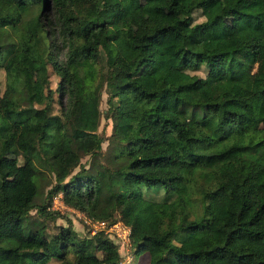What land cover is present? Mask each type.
I'll list each match as a JSON object with an SVG mask.
<instances>
[{
  "label": "trees",
  "instance_id": "1",
  "mask_svg": "<svg viewBox=\"0 0 264 264\" xmlns=\"http://www.w3.org/2000/svg\"><path fill=\"white\" fill-rule=\"evenodd\" d=\"M155 1L170 17H140L128 35L114 20L139 0H0V159L19 155L28 170L12 199L0 191V264H120L103 231L80 242L68 226L47 235L30 219L33 208L55 218L57 194L92 220L117 213L137 254L162 248L149 264H264V0ZM228 14L243 18L230 45ZM19 52L33 74L12 62ZM102 86L116 141L106 163L102 139L83 135L73 111ZM9 124L19 127L11 142ZM83 155L89 165L69 177ZM198 165L222 167L234 204Z\"/></svg>",
  "mask_w": 264,
  "mask_h": 264
},
{
  "label": "rangeland",
  "instance_id": "2",
  "mask_svg": "<svg viewBox=\"0 0 264 264\" xmlns=\"http://www.w3.org/2000/svg\"><path fill=\"white\" fill-rule=\"evenodd\" d=\"M13 1V0H11ZM229 2L231 0H224ZM140 17H149L157 19L169 18L170 15L161 8L155 0H139L138 6L135 11L126 15H119L114 20V25L124 31L128 35H132L137 20ZM197 20H201L197 16ZM225 23L227 27V34L222 39L223 44H234L237 41V33L240 31L243 18L236 14H228L225 17ZM12 62L15 65L25 69L28 74H33L31 70V61L26 54L19 52L12 58ZM204 69H201L198 73L203 74ZM48 74L50 78L51 87L54 89L59 81V77L54 73L52 67L48 65ZM5 87V73L3 68H0V93ZM56 89V88H55ZM57 94L55 93V97ZM110 100L108 94L105 92L104 86L99 88L94 94L86 96L85 98L78 100L73 105V111L78 116L80 121V130L83 135H93L102 139L101 151L102 157L99 158L100 162L106 163V156L110 152L112 145L116 142L113 141L112 137V120L108 117V106ZM59 105L54 100L53 111L58 112ZM42 121L41 115L37 114L30 122L29 127L31 129H38ZM19 127L9 124L5 130L3 137L6 141H14L18 133ZM90 163V156L83 155L79 158L77 163L71 169L69 177H72L82 166H88ZM230 161L223 163L226 166ZM207 171L211 175V184L214 188L220 189V202L223 204L231 205L236 202V189L235 186L229 181L227 177H223L222 167L214 166L212 168L197 166L196 171ZM0 191H2L9 199L13 198L15 188L24 181L28 174L27 168L23 165L21 156L15 154H7L0 159ZM199 182V180H198ZM186 184L193 194H197L195 179L192 175L186 176ZM47 188H44L42 199L45 197ZM161 193L155 191L145 192L146 197L159 199ZM40 201V199H38ZM199 203V200L197 201ZM58 206L60 208L53 207ZM62 206V207H61ZM50 209L57 211L55 218H40L37 214L36 209L33 208L29 211L30 219H36L45 226V233L51 235L59 229L60 226L69 227L74 232V236L78 241L83 240L96 231H103V233L114 243L117 244L119 251V260L121 264H149L150 259L155 258L161 254L162 248L155 247L150 251L142 252L137 254L134 246L127 235V226L117 218V213L113 221H97L92 220L83 212H80L72 207L67 206L63 203L61 194H57L53 197ZM199 211V207H197ZM56 260H52L47 264H55Z\"/></svg>",
  "mask_w": 264,
  "mask_h": 264
},
{
  "label": "built area",
  "instance_id": "3",
  "mask_svg": "<svg viewBox=\"0 0 264 264\" xmlns=\"http://www.w3.org/2000/svg\"><path fill=\"white\" fill-rule=\"evenodd\" d=\"M53 207L60 208V207H58V206H55L54 204H53ZM61 207H62V206H61ZM129 232H130V230H129V228L127 227V235H128V237H129Z\"/></svg>",
  "mask_w": 264,
  "mask_h": 264
}]
</instances>
